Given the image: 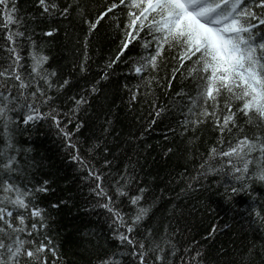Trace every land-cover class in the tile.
I'll use <instances>...</instances> for the list:
<instances>
[{"label": "trees", "instance_id": "1", "mask_svg": "<svg viewBox=\"0 0 264 264\" xmlns=\"http://www.w3.org/2000/svg\"><path fill=\"white\" fill-rule=\"evenodd\" d=\"M68 2L59 0L61 8ZM71 2L80 7L65 18L42 17L37 0H16L18 16L24 18L29 31L43 45L44 54L50 57L46 67L56 70L55 81L69 80L63 90L50 93L56 96L53 106L68 112L73 107L72 97L84 95L88 100L78 113L83 125L79 132L67 125L74 133L71 143L76 149L51 121L27 129L20 126L15 137L20 149L30 150L18 157L25 183L30 181L28 186L32 187L48 181L49 190L37 193V202L46 209L47 232L59 250L61 264H97L117 248L111 238L108 213L93 207L96 198L89 190L90 182L85 180L87 173L71 159L76 150L97 168L103 167L105 159L111 161L103 170L111 174L113 181L123 174L134 177L131 195H136L138 188L147 190L142 203L150 211L137 235L145 229L157 236L167 230L178 248L190 249L182 252L185 257L201 253L198 264H264V182L253 174L258 171L255 168H250L244 189L224 172L205 174L211 148L227 150L232 138L227 133L221 136L211 122L184 131L181 121L187 100L176 93L183 90L194 95L192 78H186V70H182L169 87L167 77L176 62L171 60L173 53L166 52L169 63L161 68L159 83L146 86L131 70V62L145 52L138 42L125 51L120 62L107 69L106 64L120 49L123 32L109 14L89 34L79 13L83 11L89 20H95L111 0ZM123 12L126 9L115 13L121 27ZM53 27L56 34L45 37L43 33ZM256 31L259 40L264 28ZM2 36L0 33V39ZM105 71L108 76L101 79ZM137 85L138 99L130 102L131 90ZM92 86L98 91L91 92ZM156 106L167 109L158 119L153 115ZM237 122L246 133L255 131L245 125L242 116ZM221 139L224 144L219 143ZM212 163L218 168L221 161ZM233 187L240 190L234 194ZM117 204L124 213L133 212L127 198L118 199Z\"/></svg>", "mask_w": 264, "mask_h": 264}, {"label": "snow or ice", "instance_id": "2", "mask_svg": "<svg viewBox=\"0 0 264 264\" xmlns=\"http://www.w3.org/2000/svg\"><path fill=\"white\" fill-rule=\"evenodd\" d=\"M37 5L42 17L67 18L71 10L80 7L71 0L63 8L59 0H37ZM118 9H126L122 27L115 15ZM109 14H113L123 39L115 59L106 68L120 62L125 51L138 42L145 52L131 62V70L151 86L159 83L158 74L169 63L165 53H173L171 60L176 66L170 69L168 86L182 70L196 85L194 95L183 90L176 93L187 100L181 121L184 131L211 122L221 136L227 133L232 138L227 150L211 148L205 174L224 172L225 177L230 175L244 189L250 168H255L258 171L253 174L259 180L264 175V36L258 40L256 29L264 28V0H111L95 20H89L83 11L79 13L89 34ZM56 32L53 27L43 35L52 37ZM0 33V264H61L59 250L47 232L46 209L37 202V193L49 190L48 181L32 187L28 186L30 181L25 183L18 157L22 151L30 150L20 149L15 137L20 126L27 129L51 121L76 149L71 143L74 133L67 125L79 132L83 125L78 113L88 100L84 95L72 97L73 107L68 112L53 106L56 96L50 93L63 90L69 80L55 81L56 70L46 67L50 57L44 54L43 45L29 31L24 18L18 16L16 0H0ZM84 70L82 63L81 71ZM107 76L105 71L101 79ZM139 88L137 85L131 90L130 102L138 99ZM96 91L92 86L91 92ZM166 111L156 106L153 115L158 119ZM240 116L246 126L255 129L252 134L238 124ZM219 143L224 144V140ZM71 159L87 173L85 180L90 182L89 190L96 198L93 207L108 213L111 238L117 243L116 251L97 264H125V260L128 264H198L201 253L185 257L182 252L190 249L178 248L167 230L159 236L151 229L137 235L150 207L142 203L145 188L130 194L134 177L123 174L113 181L111 174L103 170L111 161L105 159L103 167L97 168L78 150ZM215 160L221 161L218 168L212 163ZM239 190L232 188L234 194ZM120 198L128 199L133 207L131 214L119 209ZM255 214L260 217L259 212Z\"/></svg>", "mask_w": 264, "mask_h": 264}, {"label": "clouds", "instance_id": "3", "mask_svg": "<svg viewBox=\"0 0 264 264\" xmlns=\"http://www.w3.org/2000/svg\"><path fill=\"white\" fill-rule=\"evenodd\" d=\"M259 181L264 182V175L259 177Z\"/></svg>", "mask_w": 264, "mask_h": 264}]
</instances>
